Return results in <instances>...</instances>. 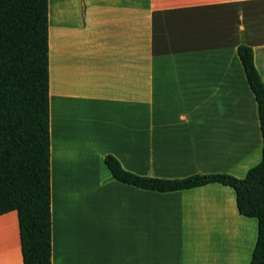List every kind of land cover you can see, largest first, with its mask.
<instances>
[{"label":"crops","instance_id":"crops-1","mask_svg":"<svg viewBox=\"0 0 264 264\" xmlns=\"http://www.w3.org/2000/svg\"><path fill=\"white\" fill-rule=\"evenodd\" d=\"M239 44L251 47L264 84V0H48L51 264L228 260L227 251L198 259L197 240L187 245L184 233L177 250L167 234L139 229L194 216L221 221L232 250L246 249L251 229L229 186L143 190L112 179L103 162L109 153L159 178L244 177L261 159L262 138ZM98 202L108 213L121 203L114 214L126 228L92 219ZM21 261L10 211L0 215V264Z\"/></svg>","mask_w":264,"mask_h":264},{"label":"trees","instance_id":"trees-1","mask_svg":"<svg viewBox=\"0 0 264 264\" xmlns=\"http://www.w3.org/2000/svg\"><path fill=\"white\" fill-rule=\"evenodd\" d=\"M237 55L257 104L260 161L238 178L226 173L183 178L139 175L112 154V179L143 190L171 192L211 183L232 188L238 212L256 219L248 264H264V84L250 46ZM16 211L20 264H51L48 0H0V215Z\"/></svg>","mask_w":264,"mask_h":264},{"label":"rangeland","instance_id":"rangeland-1","mask_svg":"<svg viewBox=\"0 0 264 264\" xmlns=\"http://www.w3.org/2000/svg\"><path fill=\"white\" fill-rule=\"evenodd\" d=\"M101 202V201H100ZM100 202H98L97 205L93 204L91 209H92V219H94V217L96 216V218L98 217V215H101L103 221L104 219H107V223L112 224L113 226L117 227L118 229H120L119 227H125L126 224H124L123 222H121V220H119V218H117L114 214V211L117 209H121L122 205L120 204H116L113 207V211L108 213L106 209H104L100 204ZM113 205V204H112ZM194 207L196 209L199 210V207H196L195 205L193 207H190L191 210L194 209ZM102 214H100V212ZM239 216V215H238ZM241 218V220H243L244 222H246V224L250 227V238L249 240H245L246 241V249H242V248H234L232 250V247L229 246V242L231 243L232 240L231 238H228L231 233H229L230 235L226 234L224 235L226 238L225 240H227V244H224L222 247L217 248V250L222 251L221 249L224 248L225 251H227L230 255H228V260L223 261V262H218V264H248L250 257H251V252L254 246V242H255V237H256V219L255 218H247L244 217L242 215L239 216ZM99 218V217H98ZM196 217L194 216V218H192V222H189L187 224H179V223H148V224H140L139 225V229L140 230H148L149 232H153V234L156 232L158 234H167L171 239L170 241H168V243L170 244L171 248H174L175 242H178V248L177 250L180 249V243H181V238L180 235L182 233L185 234V239H186V243L187 245H189V242H195L197 240V255H202L204 256H209L212 255L213 253L210 251L209 249V245H207L208 243L206 242V239L208 238H212L218 236V229H220V226L218 224H216V226H219L218 229L216 227V229L214 230L212 228L213 223H215V219L214 218H208L207 220L201 221L200 217ZM214 221V222H213ZM220 223H222L220 221ZM126 228V227H125ZM125 228H122V230H124ZM182 228V229H181ZM121 230V229H120ZM139 230V231H140ZM183 230V232H182ZM225 230V229H224ZM125 231V230H124ZM226 231V230H225ZM231 231L229 230V228L227 229V233ZM155 233V234H156ZM176 239V240H175ZM244 239H241L240 241H243ZM188 250V249H187ZM200 252H204L205 254H199ZM189 253V250H188ZM211 253V254H209ZM209 254V255H206ZM227 254V253H226ZM198 257V259L203 258ZM216 257L213 256L211 257V259H215ZM188 264H204L205 261L201 260V261H197V262H190V260L188 259L186 261Z\"/></svg>","mask_w":264,"mask_h":264},{"label":"bare ground","instance_id":"bare-ground-1","mask_svg":"<svg viewBox=\"0 0 264 264\" xmlns=\"http://www.w3.org/2000/svg\"><path fill=\"white\" fill-rule=\"evenodd\" d=\"M216 224H218L219 226H220V229H218V227L219 226H216ZM214 225L217 227V229L219 230V234H218V236H217V238L216 237H214L215 239V244H214V246H212L211 247V249H210V251L213 253V256H215L214 254H216V255H218V254H225L226 253V251L224 252V251H220V250H217V248H219V247H222L223 245H224V243H225V236L224 235H226V231L224 230V228H223V226H222V224L220 223V221H217V220H215V223H214ZM236 230L238 231V233L241 235V234H245V232H247L248 231V229L245 227V226H243V225H236ZM236 238H238V237H236ZM237 241V240H236ZM209 246H211V245H209ZM210 248V247H209ZM242 248H244V246H242ZM195 253H196V247H195ZM209 254H211V253H209ZM209 254H206V255H209ZM196 256H197V254H195ZM202 256V255H201ZM212 257V255H209L208 256V259L209 258H211ZM68 258H69V260L71 261V262H74V261H79L80 260V254L78 253V252H76V251H73V250H71V249H69L68 250ZM222 258H224L223 256H222ZM207 260V257L206 258H204V260ZM210 260V259H209ZM214 260V259H213ZM211 261V260H210ZM220 261V260H219ZM217 263L216 264H218V261H216ZM220 262H223V260L221 259V261ZM205 263H206V261H205ZM209 263V262H208ZM215 263V262H214ZM207 264V263H206ZM211 264V263H210Z\"/></svg>","mask_w":264,"mask_h":264}]
</instances>
